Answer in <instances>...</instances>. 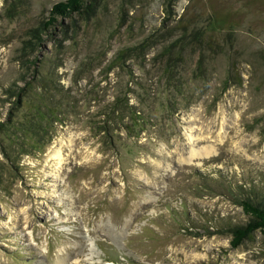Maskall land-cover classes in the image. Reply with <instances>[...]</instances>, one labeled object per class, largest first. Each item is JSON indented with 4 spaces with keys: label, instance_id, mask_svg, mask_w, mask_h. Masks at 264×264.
I'll use <instances>...</instances> for the list:
<instances>
[{
    "label": "rangeland",
    "instance_id": "374dc122",
    "mask_svg": "<svg viewBox=\"0 0 264 264\" xmlns=\"http://www.w3.org/2000/svg\"><path fill=\"white\" fill-rule=\"evenodd\" d=\"M64 1L0 0V264H264L263 232L231 244L264 204V0L45 30Z\"/></svg>",
    "mask_w": 264,
    "mask_h": 264
},
{
    "label": "trees",
    "instance_id": "16d2710c",
    "mask_svg": "<svg viewBox=\"0 0 264 264\" xmlns=\"http://www.w3.org/2000/svg\"><path fill=\"white\" fill-rule=\"evenodd\" d=\"M92 5H86L84 0H67L55 4L51 11L48 21L45 23V30L51 28L56 23L58 17H72V15L80 14L82 12L86 14L92 9ZM17 94H15V97ZM239 205L244 209L246 215L250 217V221L240 227H236L232 230V247L239 248L247 238L261 231L264 234V204H256L250 199L240 201Z\"/></svg>",
    "mask_w": 264,
    "mask_h": 264
},
{
    "label": "bare ground",
    "instance_id": "6f19581e",
    "mask_svg": "<svg viewBox=\"0 0 264 264\" xmlns=\"http://www.w3.org/2000/svg\"><path fill=\"white\" fill-rule=\"evenodd\" d=\"M208 153V152H207ZM206 153V154H207ZM59 155H60V153H59ZM199 156H201V152H193V154H192V157L194 158V157H199Z\"/></svg>",
    "mask_w": 264,
    "mask_h": 264
}]
</instances>
